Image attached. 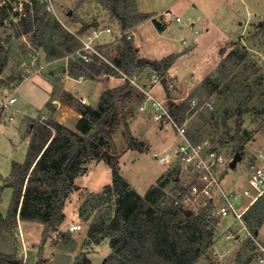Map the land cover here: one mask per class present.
Here are the masks:
<instances>
[{
  "label": "rangeland",
  "instance_id": "obj_1",
  "mask_svg": "<svg viewBox=\"0 0 264 264\" xmlns=\"http://www.w3.org/2000/svg\"><path fill=\"white\" fill-rule=\"evenodd\" d=\"M132 1L137 13L152 18L127 31L96 0H56V14L34 4L35 28L29 34H23L19 21L29 11L28 6L25 7L19 0H0V47L4 50L2 57L6 59L5 66L0 68V108L2 102L14 92L18 96L15 106L18 112L8 111L0 120L2 220L7 217L14 196L12 165L14 162L22 164L26 160L31 140L28 128L32 120L46 122L54 119L76 130L80 115L76 103L69 104L67 101L64 89L77 101H88V104H82L96 108L105 90L124 83L115 76L66 78L65 69L73 59L72 55L68 54L61 61L50 64L45 47L61 52L70 43L65 32L58 30L60 28L54 35L43 33L42 27L46 23L55 27L54 24L58 23L66 29L64 24L72 31H80L82 23L100 22L103 28L113 30L112 34H103L100 39V42L109 43L106 48L112 59L119 58L123 50L125 32L133 35L130 42L137 46L140 58L144 55L162 60L171 54L180 55L171 65L156 72L164 81L152 93L176 104L192 99L202 104L213 98L214 110H191L186 119L187 128L194 139L214 142L225 154L228 163L239 154L236 147L243 140L245 147L243 154H239L240 162L235 169L227 164L222 181L224 188L246 187L249 163L264 150V0ZM168 11L172 17L165 19L161 16ZM129 12L127 10L124 14ZM176 17H181L182 22L178 23ZM127 18L128 21L133 20L132 17ZM153 19L165 29L159 31ZM39 44L45 46L42 48ZM238 47L240 53L247 52L249 58L259 66L257 73L246 81L241 76L243 64L238 62ZM137 73L141 84L150 85L155 72L145 68ZM134 91L135 96L141 94ZM56 104L60 107H55ZM138 108L132 111L133 117L129 119L136 147L130 148L128 145L124 126L114 134V142L120 175L133 190L144 196L172 168L160 163L154 154L171 156L179 145V139L172 129L155 123L145 113H137ZM11 116L13 121L10 120ZM239 116L241 128L238 127ZM112 179L111 166L105 161L91 160L86 163L65 202V220L46 241L43 239L44 227L38 222L22 221L19 214L16 226L11 229L1 222L0 264H75L82 257H88L89 253L93 264H101L111 253L110 239L94 245L88 243V232L93 224L97 226L102 221L109 224L107 220L114 216L117 197L112 196L87 222L79 216V209L85 200L112 184ZM166 191L172 192L173 184ZM232 222L230 218L227 222L218 220L214 223V246L198 264H257L256 247L253 250L245 246V240L241 239L244 234L240 238L238 231L230 225ZM71 223L78 224L79 231L73 236L68 234L62 237L60 231ZM229 234L234 238L227 239ZM258 240L264 245V224L259 229Z\"/></svg>",
  "mask_w": 264,
  "mask_h": 264
},
{
  "label": "trees",
  "instance_id": "obj_2",
  "mask_svg": "<svg viewBox=\"0 0 264 264\" xmlns=\"http://www.w3.org/2000/svg\"><path fill=\"white\" fill-rule=\"evenodd\" d=\"M23 1L27 2L29 11L20 19L19 25L23 27V34H29L36 24L33 6L41 5L33 0ZM96 1L109 10L124 31L152 18L137 13L132 0ZM127 10L130 11L129 14H124ZM127 17H132L134 22L128 21ZM53 19L55 20L54 17ZM153 21L159 31L165 29L156 19ZM90 24L82 23L80 32L88 30ZM54 25L57 28L50 23L44 24L43 33L50 32L54 35L60 28L58 30L65 32L70 44L65 45L61 52L45 47L49 60L63 57L65 53L73 54L80 48V42L68 30L60 27L58 23ZM262 30L264 31V25ZM122 41L124 45L119 58L112 59L107 45L100 50L118 69L129 75L145 68L160 71L180 56L172 54L161 61L143 59L137 55L130 41L126 38ZM44 46L40 45L42 48ZM239 49L238 47L236 52L238 62L243 64L241 76L246 81L257 73L259 66L249 58L247 52L240 53ZM3 51L0 47V68L6 64V59L2 57ZM67 73L74 79L120 77L118 72L108 64L100 62L98 58H94L91 63H85L78 56L70 60ZM135 95L134 89L126 82L122 86L105 90L96 108L82 104L72 96L66 98L69 104L76 103L75 107L80 115L76 130L69 129L54 119L46 122L32 120L28 128L31 140L26 160L22 164L14 162L12 165L14 196L7 217L2 220L0 214V223H6L5 226L11 229L16 226L19 214L22 221L42 224L43 239L46 241L53 232L59 230L65 220V202L73 191L74 181L83 166L91 160L105 161L112 169V184L107 185L102 192L93 194V198L85 200L79 209V216L87 222L112 196L117 197L114 216L107 220L109 224L106 225L101 220L97 226L93 224L88 232V243L94 245L110 239L111 253L101 264H198L214 246L213 225L216 221L207 211L198 215L189 214L173 206L172 194L181 187V183L177 181L179 171L170 168L144 196L133 190L120 175L114 134L124 126L128 145L130 148L136 147V140L130 132L129 119L133 117L132 111L143 101V96ZM171 108L181 121H185L191 113L187 101L172 103ZM238 120V127L241 128V116ZM240 141L236 152L243 154L245 143ZM171 184L173 191L169 193L166 189ZM246 220L251 231L258 235L264 224V198L250 210ZM60 234L64 238L68 236V233L61 231ZM244 244L254 250V244L250 240ZM75 264L93 263L84 256Z\"/></svg>",
  "mask_w": 264,
  "mask_h": 264
},
{
  "label": "built area",
  "instance_id": "obj_3",
  "mask_svg": "<svg viewBox=\"0 0 264 264\" xmlns=\"http://www.w3.org/2000/svg\"><path fill=\"white\" fill-rule=\"evenodd\" d=\"M19 1L25 4V7L28 6L27 2ZM33 1L43 6L47 12L56 14V0ZM161 16L167 19L172 17V13L168 11ZM176 21L181 23V17H176ZM112 33L111 28H103L101 24L99 27L89 28L83 33L73 32V36L80 42V48L72 57L78 56L85 63H91L94 58H98L100 62L108 64L118 72L124 83H129L134 90L142 94L143 101L137 113H145L155 123L174 131L179 139V145L174 153L171 156L154 154L160 163L167 164L172 167L171 169L179 171L177 181L181 183V187L172 194L173 206L189 214L198 215L207 211L215 221H225L231 218L233 222L230 225L238 231L237 235L241 238L243 233L244 236L241 239L250 240L256 247L257 264H264V245L259 242L258 235L251 231L246 220V215L250 210L264 198V150L256 154L254 160L249 163L246 187L242 189L224 188L222 178L225 167L233 159L228 163L225 154L211 140L194 139L189 133L186 120L181 121L171 108L172 103L176 102L158 98L152 93L154 88L163 84L164 81L156 74V71H153L155 73L152 74L150 85L141 84L137 72L132 75L126 74L107 59L100 48L109 43L100 42V39L103 34ZM132 36L131 33L125 32L123 37L130 41ZM17 103V92H14L2 102L0 120L8 111L18 112L15 107ZM82 103H86V101L82 100ZM189 104L190 111L195 108L212 111L215 108L213 98L202 104L196 99H192ZM10 120L13 121L14 118L11 116ZM79 229V225L74 224L70 226L69 232H77ZM226 238H234V235L229 234Z\"/></svg>",
  "mask_w": 264,
  "mask_h": 264
},
{
  "label": "crops",
  "instance_id": "obj_4",
  "mask_svg": "<svg viewBox=\"0 0 264 264\" xmlns=\"http://www.w3.org/2000/svg\"><path fill=\"white\" fill-rule=\"evenodd\" d=\"M149 20H151V18L149 19ZM144 22V21H143ZM142 22V23H143ZM63 26L64 27H66V29L70 32V33H73V32H79V31H72L70 28H68L66 25H64L63 24ZM106 43V42H105ZM134 47H135V49H136V51L138 52V48H137V46L136 45H133ZM65 54H67V55H65V56H63V57H60V58H56V59H53V60H50L49 62H50V64H54V63H56V62H58V61H61L63 58H65V57H67L68 56V53H65ZM73 54H75V53H73ZM73 54H70V55H73ZM172 55V54H171ZM178 55V54H177ZM73 58V57H72ZM143 59H147V60H151V61H161V60H156V59H154V58H148V57H145L144 55H143ZM163 60V59H162ZM49 64H47V65H45V67L46 66H48ZM65 73H66V75H65V77L66 78H70V79H73V78H71L69 75H68V73H67V68L65 69ZM64 73V74H65ZM26 80V79H25ZM24 80V81H25ZM64 80V79H63ZM121 80V79H120ZM122 85H124V83L122 82V83H120V84H118V85H116V87H119V86H122ZM157 89V87H155L154 88V90H156ZM158 90V89H157ZM64 91H66L67 92V95H66V98H69L70 96H72V95H69V94H71L67 89H64ZM158 92V91H157ZM54 95V94H53ZM52 95V96H53ZM162 94H160L159 93V96L160 97H162L161 96ZM74 98V97H73ZM82 100H85V99H81V100H79V101H81L82 102ZM86 101V103L88 104V101L87 100H85ZM16 106V105H15ZM55 107H60V105H58V104H56V106ZM61 124V123H60ZM137 138V137H136ZM148 140H150V139H148ZM226 222L228 221V220H225ZM224 221V222H225ZM74 224H76V223H71L69 226H68V228L70 227V226H72V225H74ZM66 225V224H65ZM68 228H63L62 230H61V232L62 233H68V234H70V235H75L76 234V232H69V229ZM68 231V232H67ZM79 231V230H78ZM77 231V232H78ZM93 248H95V246H93ZM94 250V249H93ZM88 257H89V259H91V256H90V253L88 254ZM92 260V259H91Z\"/></svg>",
  "mask_w": 264,
  "mask_h": 264
},
{
  "label": "water",
  "instance_id": "obj_5",
  "mask_svg": "<svg viewBox=\"0 0 264 264\" xmlns=\"http://www.w3.org/2000/svg\"><path fill=\"white\" fill-rule=\"evenodd\" d=\"M26 5H27V3H26ZM99 26H100V22H98V21H96V22H92V23L90 24V28H92V27H99ZM240 160H241V158H240L239 154H237V155L233 158V160L231 161V163L229 164L230 168H231V169H235V168L237 167L238 163L240 162Z\"/></svg>",
  "mask_w": 264,
  "mask_h": 264
},
{
  "label": "bare ground",
  "instance_id": "obj_6",
  "mask_svg": "<svg viewBox=\"0 0 264 264\" xmlns=\"http://www.w3.org/2000/svg\"><path fill=\"white\" fill-rule=\"evenodd\" d=\"M138 26V25H137Z\"/></svg>",
  "mask_w": 264,
  "mask_h": 264
}]
</instances>
